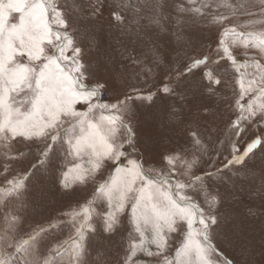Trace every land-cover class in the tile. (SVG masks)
<instances>
[{
    "label": "snow or ice",
    "instance_id": "snow-or-ice-1",
    "mask_svg": "<svg viewBox=\"0 0 264 264\" xmlns=\"http://www.w3.org/2000/svg\"><path fill=\"white\" fill-rule=\"evenodd\" d=\"M260 4L264 6V0H260ZM163 7L162 3H154L149 24L132 25L129 33L128 18L118 13L109 0H93L90 4V17L99 20L107 9L111 18L119 22L117 26L125 28L126 34L134 36L138 43L151 44L148 49L150 62L154 68L162 70L161 87L157 92L149 90L144 93L129 84L126 85L128 91L106 100L104 94L108 82H90L96 74L83 62L81 48L74 45L68 31L73 21L66 17L57 0H0V145L11 149L13 142L35 144L40 141L42 144L39 156L34 157L36 163L24 157L22 152L15 157L3 153L8 157L3 166L6 172H9L10 165L26 160L24 175L7 180L9 198L21 196V189L26 188L27 181L41 170L47 172L49 167L58 170L57 187L68 197L77 195L79 189L74 185L86 184L90 179L95 180L97 174L103 176L105 169H111L108 179L95 184L94 199L87 201L83 209V222L75 228L70 264H88L81 259L86 254V229L92 235L101 233L105 239H110L122 229L126 230V220L138 239L130 240L122 264H138L134 259L138 253L159 258V264H217L212 257L223 253L219 252L213 239L222 218L212 209L221 201L219 192L209 198V187L224 178L223 172H232L234 166H240L237 171L243 170L257 150L264 151V139L261 138L264 133L240 143L253 124L264 122V105L257 109L251 102L247 105L241 103L249 93L264 97L262 73L260 79H253L248 87L241 83L238 99L233 97L224 101L235 106V118L227 126L232 138L231 151L222 168L215 166L198 128L191 125L202 114H212L211 105L197 103L205 92L214 96L217 91L228 87V81L217 71L223 66L220 61L233 65L237 61L224 39L219 38L216 41L219 57L215 67L210 57L202 54L200 59L189 57L191 63H186L182 71L173 74L170 67L165 70L161 43H167L168 37L161 24ZM230 32L235 33V28H224L223 36ZM261 48L264 49V43ZM251 64L257 69L264 68L259 60H252ZM190 76L193 80L197 76L200 79L193 84ZM117 78H122V74L114 73L113 79ZM158 94L162 99L173 101L169 120L177 125H189L190 140L201 153H189L184 147L171 148L160 154V160L156 161L164 164L161 169L154 168L145 159V151H150L147 146H137L139 136L134 123L137 112L142 107H152ZM77 105L85 107L78 110ZM186 116L191 119L186 120ZM61 151L74 158L69 161L72 166L67 170L53 163L54 158L60 159L58 154ZM205 155H209L208 160H204ZM178 160L184 169L182 175L191 179L186 181L178 177ZM145 164L149 166L145 167ZM202 164H209V169H202ZM196 186L205 194L208 211L184 194ZM95 199L106 204L97 214L98 226L93 225L91 210ZM4 207L7 208L6 203ZM45 231L43 227L33 229L18 243L14 235L4 237L0 240V264H39L35 253ZM181 233L183 242L170 257L171 237ZM8 248L14 251L9 252ZM18 253L25 254L21 260L15 258ZM44 264H50L49 260H44ZM220 264L237 262L225 257Z\"/></svg>",
    "mask_w": 264,
    "mask_h": 264
},
{
    "label": "rangeland",
    "instance_id": "rangeland-1",
    "mask_svg": "<svg viewBox=\"0 0 264 264\" xmlns=\"http://www.w3.org/2000/svg\"><path fill=\"white\" fill-rule=\"evenodd\" d=\"M92 2L93 0H57L58 5L63 6L62 10L66 17H70L73 21V26L68 29L69 33L73 37V30L81 28L78 32L80 36L92 38L91 40L96 43L101 40L106 44L101 50L106 58L102 62L104 69L109 70L107 78L113 79V74L116 72L122 74V78L113 79L114 84H117L115 88H121L115 90L118 95L128 91L126 85L129 84L135 85L144 93L149 90L157 92L161 87L162 70L154 68L150 62L151 53L148 49L151 44L138 43L134 36L126 34L125 28L117 26L119 22L111 18L107 9L99 20L90 17ZM109 3L118 13L128 18L129 33L132 31V25L149 24L148 18L152 15L154 3L164 5V19L161 24L168 40L167 43H161L165 59L163 67L165 70L170 67L173 74L182 71L186 63H191L189 57L192 60L200 59L202 54L209 56L212 66L215 67L219 57L216 41L219 38L224 39L237 61L235 65L220 61L223 66L217 69L228 81V87L217 91L214 96L205 92L197 103L211 105L212 114H202L201 118L191 126L198 128L203 138V145L210 149L209 155L215 166L225 163L230 158L232 139L228 135L227 126L229 121L235 118L233 111L235 106L224 101L233 97L238 99L241 83L244 87H248L253 79L258 81L264 73V68L257 69L251 64L252 60H259L264 65V49L261 48V43H264V14H262L264 6H261L260 0H109ZM233 27L235 33L230 32L227 36H223L224 28ZM169 61L172 62L170 65ZM245 61L249 63L246 64ZM149 69H151L150 74ZM199 79V76L194 80L189 77L193 84ZM205 83L209 82L205 81ZM212 87L215 88V85ZM110 98L112 97L108 94L106 100ZM249 102L258 109L264 105V97L258 93L255 95L249 93L241 103L247 105ZM172 104L171 99H162L161 94H158L153 106L142 107L134 121L139 136L137 146L145 145L150 149L145 151L144 157L156 169L164 168L162 162L156 161L160 160V154L171 148L184 147L189 153L201 154L198 147L190 140L187 132L189 125H177L169 120ZM84 107L77 105L78 110H83ZM190 119L191 117L186 116V120ZM261 133H264V122L253 124L242 136L240 143L244 144L254 135L261 136ZM261 138L264 139V136ZM41 146L40 141L35 144L13 142L11 149L0 145V240L14 235L18 243L26 239L27 234L33 229L43 227L46 231L35 253L39 264H44L46 259L50 264H70L73 259L75 228L83 222V209L87 206V201L94 199L92 194L95 184L108 179L111 169H105L103 176L97 174L95 180L90 179L86 184L74 185L79 191L76 196L68 197L57 187L58 170L49 167L47 172L41 170L27 181L26 188L21 189V196L10 199L7 180L24 175L26 160L10 165L11 174H9L3 167L8 159L3 153L8 152L9 157H15L18 152H22L24 157L36 163L34 157L39 156ZM125 151L130 149L125 148ZM58 155L60 159L54 158L53 163L60 164L63 170L72 166L69 163L74 159L72 156H66L63 151ZM209 155H205L204 160H208ZM187 158L190 159L191 156ZM75 162L80 163V161ZM148 166L145 164V167ZM201 168L208 170L209 164H202ZM239 168L240 166H234L232 169V172H237L236 175L229 171L223 172L224 178L218 183L220 185L214 182V187H209V198L217 192L220 194L218 199L221 202L212 209V212L222 218L213 243L223 255L218 257L214 255L212 258L217 264H220L225 257L234 259L237 264H264V151L257 150L255 155L248 159L247 167L237 171ZM183 171L182 163L178 160L176 162L178 177L186 181L191 179L183 176ZM193 171L197 175L200 174L197 170ZM184 194L208 211L205 194L199 190V186L186 190ZM103 207H106V204L100 199H95L91 205L94 226H98L97 214ZM124 223L127 225L126 230L122 229L110 239H105L104 234L101 233L92 235L86 229V254L81 259L86 260L88 264H122L130 240L138 239L130 222L126 220ZM182 242V233L171 237L168 252L170 257L174 256L176 248ZM151 247L155 251V246ZM7 251L13 252L14 249L8 248ZM24 255L18 253L15 258L21 260ZM134 259L138 264H159V258L147 257L143 253H138Z\"/></svg>",
    "mask_w": 264,
    "mask_h": 264
},
{
    "label": "trees",
    "instance_id": "trees-1",
    "mask_svg": "<svg viewBox=\"0 0 264 264\" xmlns=\"http://www.w3.org/2000/svg\"><path fill=\"white\" fill-rule=\"evenodd\" d=\"M80 29L81 28L73 30L74 31L73 41L76 47L81 48V57L85 65L87 67H90L91 70L94 71L96 74V77L92 79L90 82L92 84L108 82V93L107 94H110L112 98L118 96V93L115 90L116 89L120 90L121 88H115L117 87V84H114L115 81L113 79L107 78V73L109 72V70L104 69V64L102 63L104 60H106V58H104L105 56H104L103 50L101 49L102 48L104 49V46H106V44L101 42V40L99 41V43H96L91 40L92 38H86L84 37V35L80 36V34L78 33ZM93 55H94V58H93ZM220 158L223 159L222 157ZM225 163H227V161ZM225 163L220 164L218 167L222 168V166ZM219 182H220L219 180L215 181L216 184H218Z\"/></svg>",
    "mask_w": 264,
    "mask_h": 264
},
{
    "label": "built area",
    "instance_id": "built-area-1",
    "mask_svg": "<svg viewBox=\"0 0 264 264\" xmlns=\"http://www.w3.org/2000/svg\"><path fill=\"white\" fill-rule=\"evenodd\" d=\"M107 93H108V92L106 91L105 94H104V99L107 98V95H108Z\"/></svg>",
    "mask_w": 264,
    "mask_h": 264
}]
</instances>
